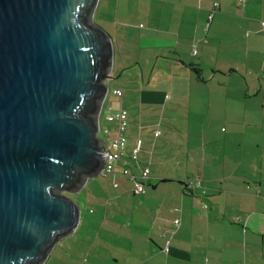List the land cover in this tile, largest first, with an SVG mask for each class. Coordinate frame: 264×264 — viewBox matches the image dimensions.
<instances>
[{"label":"crops","instance_id":"obj_1","mask_svg":"<svg viewBox=\"0 0 264 264\" xmlns=\"http://www.w3.org/2000/svg\"><path fill=\"white\" fill-rule=\"evenodd\" d=\"M105 3L116 50L136 31L143 52L131 108L113 91L129 114L125 157L106 178L112 190L96 194L99 213L87 210L46 264H264V0ZM122 56L124 74L134 64ZM125 167L149 169L145 193H133ZM176 218L168 254L162 233Z\"/></svg>","mask_w":264,"mask_h":264},{"label":"water","instance_id":"obj_2","mask_svg":"<svg viewBox=\"0 0 264 264\" xmlns=\"http://www.w3.org/2000/svg\"><path fill=\"white\" fill-rule=\"evenodd\" d=\"M105 0H0V264H46L101 176L115 50Z\"/></svg>","mask_w":264,"mask_h":264},{"label":"rangeland","instance_id":"obj_3","mask_svg":"<svg viewBox=\"0 0 264 264\" xmlns=\"http://www.w3.org/2000/svg\"><path fill=\"white\" fill-rule=\"evenodd\" d=\"M106 3L104 1L103 4V8L100 11L98 20H97V26L98 27H102L105 30H108L110 32H112V24L110 22L107 23L106 22V18L110 19V21H114V11L113 13L111 12V14L106 13ZM117 19V18H115ZM141 23H145L144 20H141ZM140 25V24H139ZM110 32H108L110 34ZM112 36V34H110ZM136 35V31H134L133 35H131L130 37L127 38V40H120L117 41L116 44L118 46V50H116L115 44L113 42L114 45V50H115V56L113 57V71H112V75L114 77H116L114 80H112L109 83V95L107 97V101L105 102L104 108L102 109V113L100 116L101 119V124H102V131L99 133V136L104 139V142L106 144H109V139H107V137H105L104 135V131L110 129V123L107 122L105 119L107 118L106 116L108 115L109 111H108V105H113L114 106V110H117L119 107H121V104L117 103V99L115 97V99H112L114 97L113 95V91L115 88H121V90L124 91L125 93V105L129 108H131L132 106V102L134 101V97L135 96V90L137 87H139V84L137 83V76H138V72L139 70H141V67L139 65H137L136 63H133L134 61H136L137 59H135V57H141L142 55V50L141 48L137 45H135L134 41H136L137 36ZM113 38V36H112ZM114 41V39H113ZM120 44L122 46V48H120ZM120 52H122L123 54V60H122V64H130L131 62L134 65H128L131 66L130 69L128 71H125V73H122L123 70V66H119L120 63ZM137 62V61H136ZM138 69H137V67ZM143 69L145 71H147V74L149 72H151L152 68L148 65H144L143 64ZM126 108V107H125ZM127 109V108H126ZM131 110V109H130ZM109 125H108V124ZM112 125V124H111ZM104 137V138H103ZM111 183V178L110 179H104L103 177H97V178H93L90 179L85 188L79 192L76 195L71 194V198H73V200L80 205L81 207V211H82V216H84V214H87L89 217H92L91 215L88 214L87 210L89 211V209H95L97 213H99V208L98 206L101 204L99 202H101V200L99 199V196L96 197V194L98 191L103 190V192H110L112 190V187L110 185ZM95 196V197H94ZM94 197V199H93ZM103 198V197H101ZM98 215V214H97ZM82 220V219H81Z\"/></svg>","mask_w":264,"mask_h":264},{"label":"built area","instance_id":"obj_4","mask_svg":"<svg viewBox=\"0 0 264 264\" xmlns=\"http://www.w3.org/2000/svg\"><path fill=\"white\" fill-rule=\"evenodd\" d=\"M247 0H237V4L241 7L243 4H246ZM219 8V4H215L213 7V10L208 15V23L206 28H204V31H207L208 28H210L211 21L213 20L214 14L217 12ZM262 30L261 32L264 34V22L261 23ZM197 52L195 51V54ZM115 94L120 97V100L122 99V92L121 90H116ZM120 101V102H121ZM128 111L123 106L119 107L117 110H111V113L109 116H107L106 120L109 123H112L116 126V136L114 139H112L109 144L106 146V161L104 163L103 170L101 172V177L108 178L109 176L116 175L117 167L121 165L123 162V159L125 157V151L127 147V137L126 132L128 130ZM102 131L100 129L99 133ZM110 130L104 131L105 137L109 136ZM160 132L156 134V136H159ZM104 138V137H103ZM140 145L133 148L132 150V159L134 162L138 161L139 153H140ZM123 177L128 179L133 184V193L136 195H141L146 192L147 190V184L146 180L150 177L149 169H143L141 170L140 174H134L130 169L125 167L121 174ZM114 187H119L118 183H114ZM181 220L176 218L173 221L166 224V230L162 233V239L164 240V251L166 253H170L171 251V236H170V228L173 226L177 229L181 226Z\"/></svg>","mask_w":264,"mask_h":264}]
</instances>
